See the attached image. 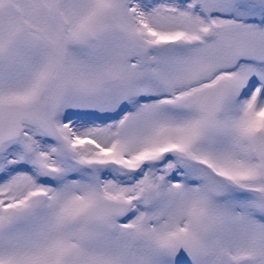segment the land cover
<instances>
[{
	"label": "snow or ice",
	"instance_id": "6c2138e0",
	"mask_svg": "<svg viewBox=\"0 0 264 264\" xmlns=\"http://www.w3.org/2000/svg\"><path fill=\"white\" fill-rule=\"evenodd\" d=\"M0 264H264V0H0Z\"/></svg>",
	"mask_w": 264,
	"mask_h": 264
}]
</instances>
